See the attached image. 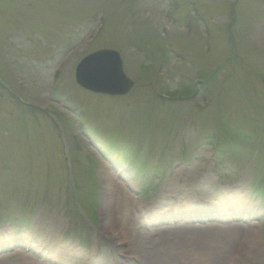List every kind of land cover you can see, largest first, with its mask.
I'll return each mask as SVG.
<instances>
[{
	"label": "rangeland",
	"instance_id": "obj_1",
	"mask_svg": "<svg viewBox=\"0 0 264 264\" xmlns=\"http://www.w3.org/2000/svg\"><path fill=\"white\" fill-rule=\"evenodd\" d=\"M172 1L0 0V264H264V0Z\"/></svg>",
	"mask_w": 264,
	"mask_h": 264
},
{
	"label": "water",
	"instance_id": "obj_2",
	"mask_svg": "<svg viewBox=\"0 0 264 264\" xmlns=\"http://www.w3.org/2000/svg\"><path fill=\"white\" fill-rule=\"evenodd\" d=\"M77 80L89 91L112 96L125 95L134 85L115 51H102L87 58L77 69Z\"/></svg>",
	"mask_w": 264,
	"mask_h": 264
},
{
	"label": "bare ground",
	"instance_id": "obj_3",
	"mask_svg": "<svg viewBox=\"0 0 264 264\" xmlns=\"http://www.w3.org/2000/svg\"><path fill=\"white\" fill-rule=\"evenodd\" d=\"M112 179L113 178L108 173H107V175L105 174V178L103 179L104 182L106 183V187H108L110 190L114 186V183H113ZM118 200H119V203H120V199L119 198H118ZM105 212L108 214V219L106 218V220L103 222L102 230L105 233H107V234H111V235L113 234L114 235L113 229H114V227L116 226L117 223L111 220V215H114L117 218L118 213L122 214V213H124L126 211L125 210L121 211L119 209V207H117V205L113 201H111L110 206L107 209H105ZM106 215L104 214V216H106ZM104 216L102 215V217H104ZM117 219H119V218H117ZM24 262L27 263L28 261L24 260Z\"/></svg>",
	"mask_w": 264,
	"mask_h": 264
}]
</instances>
